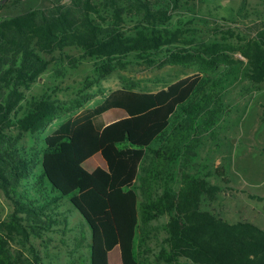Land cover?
Wrapping results in <instances>:
<instances>
[{
    "label": "trees",
    "instance_id": "1",
    "mask_svg": "<svg viewBox=\"0 0 264 264\" xmlns=\"http://www.w3.org/2000/svg\"><path fill=\"white\" fill-rule=\"evenodd\" d=\"M178 2L168 0L166 5ZM151 4L147 0H69L68 5L58 4L46 11L33 9L0 22V91L2 86L9 90L0 102V189L14 208L9 222L0 223V264L39 263L36 253L32 259L13 253L10 236L16 232L28 240V230L36 236L52 231L57 223L55 209L64 197L76 198L79 210L99 234L104 251L117 254L119 236L108 202L109 194L117 189L124 192L129 216L126 264H140L134 253L139 220L147 224L164 215L168 216L164 226L168 250L162 255L167 263L184 258L193 264H264L263 229L249 222L229 223L204 209L207 201L217 199L218 186L183 173L177 191L165 188L155 196L151 191L143 201L136 193L139 187L159 185L162 173L174 165L195 130L203 127L206 131L215 125L220 114L217 102L228 72L213 76V81L209 76L186 77L157 93L111 92L99 105L82 110L43 137L38 149V180L33 179L31 159L35 149L20 146L13 134L15 130L42 133L53 118L43 102L18 116L17 107L23 100L18 89H29L47 69L41 53L74 47L83 58L96 59L97 71L107 74L115 64L124 68L123 61L131 53L145 60L172 44L175 39L171 35L175 34L165 27L170 20L168 10L152 11ZM125 15L137 17L131 34L124 31ZM201 48V52L215 55L226 47L214 45V51ZM230 50L246 60L244 75L250 84L264 85V28L254 38H240ZM171 59L176 63L179 56L173 54ZM200 61L204 62L202 57ZM210 83L213 95L207 92ZM262 108L264 117V104ZM110 110L123 115L106 124L102 116ZM205 114L207 121H200ZM96 154L103 158L105 169L86 171L83 164ZM40 181L48 182L56 196L41 200L18 197L23 186L27 195L31 191L42 195Z\"/></svg>",
    "mask_w": 264,
    "mask_h": 264
},
{
    "label": "rangeland",
    "instance_id": "2",
    "mask_svg": "<svg viewBox=\"0 0 264 264\" xmlns=\"http://www.w3.org/2000/svg\"><path fill=\"white\" fill-rule=\"evenodd\" d=\"M2 3L0 22L33 9L46 11L58 4L68 5L69 1L5 0ZM168 8L170 20L165 27L175 34L171 35L175 41L162 46L148 58L144 57L145 60L131 53L123 61L124 68L115 64L110 73L98 72L97 60L83 58L82 52L74 47L52 54L41 53V58L48 62L47 69L29 89H18L23 95L17 107L18 116L22 117L33 104L43 102L53 118L42 133L31 135L15 130L13 134L20 146L35 149L31 159L35 172L33 179L38 180L41 168L38 149L43 137L82 110L99 105L111 92L126 89L157 93L186 77L209 76L213 81V76L228 72L217 102L220 114L215 125L206 131L203 127L195 130L194 138L187 147H181L174 165L162 173L159 185L139 187L136 193L139 201H143L146 196L148 199L151 191L153 196L161 194L165 188L177 191L183 173H189L220 189L217 199L207 201L204 209L229 223L249 222L264 230V85L250 84L244 75L246 60L230 50L237 46L240 38H254L264 28V0H179L176 5L169 4ZM123 19L124 31L133 33L137 17L125 15ZM214 45L226 48L215 55L201 52L202 46L214 51ZM173 54L179 56L176 63L172 62ZM2 88L0 102L9 92L4 86ZM212 90L213 83H210L207 92L213 95ZM207 119L205 114L200 121ZM149 161L147 159V164ZM92 165L87 162L85 169L89 171ZM40 184L42 195L35 191L27 195L23 186L18 190V197L41 200L56 196L48 182L40 181ZM117 192L118 197L111 196V207L121 233L118 256L104 251L90 219L79 210L76 198L69 197L62 198L55 209L53 218L57 223L52 231L36 236L28 230V240L12 233L9 239L12 252L27 259H32L36 253L40 260L38 264H126L124 247L129 235V216L124 192ZM13 212L11 201L0 189V223L9 222ZM167 221V215L147 224L139 220L134 253L140 264H193L184 258L170 263L165 261L162 252L168 250L164 244Z\"/></svg>",
    "mask_w": 264,
    "mask_h": 264
},
{
    "label": "crops",
    "instance_id": "3",
    "mask_svg": "<svg viewBox=\"0 0 264 264\" xmlns=\"http://www.w3.org/2000/svg\"><path fill=\"white\" fill-rule=\"evenodd\" d=\"M64 1H67V0H64ZM69 1V0H68ZM102 0H100L99 2H101ZM120 1H122V0H120ZM144 1V0H143ZM147 1H149L150 3H153V4H151L150 5V10H152V11H157V10H161L162 8L163 9H169L168 8V5H166V1L168 2V0H147ZM182 80V79H181ZM147 93V92H146ZM122 113L121 112H119L118 110H110V111H108V112H106L103 116H102V121L104 122V123H106V124H110V123H112V122H114V121H116V120H118L119 118H121L122 117ZM87 162H92L93 163V165H92V168L88 171V170H86L85 169V164L87 163ZM83 167H84V169L86 170V171H88V172H93L96 168H102V169H105V162H104V160H103V158L101 157V155L100 154H96V155H94L92 158H90L89 160H87L84 164H83ZM121 191V193L123 194V190H121V189H117V190H115V191H113V192H111L110 194H109V196H108V202H109V206H110V210H111V213H112V207H111V196L112 195H114V196H116V197H118L120 194H119V192H117V191ZM119 206L120 207H122V204L121 203H119ZM112 216H113V219H114V222H115V226H116V229H117V232H118V236H119V246H120V244H121V233H120V231H119V227H118V225H117V223H116V220H115V218H114V215H113V213H112ZM119 246H118V253L117 254H115V255H119ZM111 255H113V254H111Z\"/></svg>",
    "mask_w": 264,
    "mask_h": 264
}]
</instances>
